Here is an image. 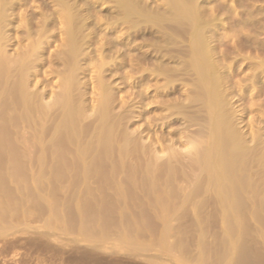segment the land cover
Returning a JSON list of instances; mask_svg holds the SVG:
<instances>
[{
  "label": "bare ground",
  "instance_id": "1",
  "mask_svg": "<svg viewBox=\"0 0 264 264\" xmlns=\"http://www.w3.org/2000/svg\"><path fill=\"white\" fill-rule=\"evenodd\" d=\"M11 1L13 3V0ZM25 1L26 0H23V4H26ZM51 1L55 7H52V4V6L50 5V7L53 8L51 11L52 13L49 12L48 15L46 14L47 16L44 15L45 12L42 15L34 11L36 14L40 15H37L38 17L35 13L32 15V18L35 16V19L38 20L36 21L34 19V22L37 23L35 24L36 27L34 25L35 28L31 25L32 29L34 28L32 31L31 29L29 31V25L33 24L31 18L29 22L27 21L29 17H27V15L25 16V13L23 14V30L26 32L23 37L28 39L23 54H30L31 56L39 53L38 51L42 43L41 40L44 38H42V36H45L47 34L45 31H48L46 29V23H48V17L51 15L56 20V24L59 25L58 27L55 25L56 28H58V31L62 32V36H64L63 39L61 38V41L63 40V43L61 42L62 44H60L62 48L59 46V48L63 50L61 54L62 57L58 58L63 65V69L61 72L59 70L57 75L62 76L61 82L65 90L63 89L64 91L61 93V97H58V99L61 98V101L58 102H60L59 106L62 107V105H64V110L67 109L69 116L66 115L67 111L65 112V116L69 118L66 119L67 122H64L65 124L63 123L67 125V127L65 126L66 131L64 129V133L61 131L62 134L60 133L59 136L58 134L56 135L57 139H53H56V142H53L51 146L49 144L50 148H46L48 144H43V142L42 144H28L30 146L35 145V147L37 146L36 148L39 146L37 149L39 153L35 154V156H33L32 153L25 154L29 149L24 148L26 151L23 150L25 152L22 157L23 160L25 156L31 155L29 157L27 156L30 160L35 159L41 163V166L38 167L39 169H35L34 171V168L37 167L33 168L29 166L31 167L29 171H32L29 172L27 171L29 167L25 168V165L23 169H13V172H7L9 175L0 171V237L9 236L16 232L35 230L39 227L38 230L41 229L46 232L42 234H47V236L50 234L61 241L68 240L70 244L71 242H75V244L79 242L78 245L86 243L99 250H107L110 252L122 251L125 252V254H135L151 259H153L156 254L154 253V256H148L147 253H150V249L152 251L154 248H157L154 250H160L159 253L161 251L162 253L174 251H179L181 253L183 251L181 249L182 246L179 247L182 244H174V239L172 240L169 238L171 234L168 236L170 229L168 218H170L175 211L179 212L182 206L181 209H179L180 206L174 205L176 204L173 202L175 201L174 195V199L171 197V199H169L171 202L168 201L167 196H171L170 194L172 193L170 190L169 194L166 190L168 188H164L165 184L163 188H160V183L159 186L156 185L157 183H154L158 180L154 182L152 180L153 183L149 181L151 177H154V180L157 179L155 177H158L157 175L161 173L170 177L172 175L175 177V175L181 174V177H183L182 170L178 171V168H176V165L177 167L182 165L180 164L178 166L180 162H177V160L172 163L173 158H169V160L165 161L159 160V162L156 160L154 162L150 160H145V162L142 160V162H145L144 165H141V163L140 165L132 164L134 161L130 162L129 159L131 157L133 158L134 155L137 157L140 156V152L137 151L138 148L129 143L131 138L127 136L128 134L126 135L121 132L123 135L121 134L120 139H118L119 135L116 137L117 128L114 126L116 128L115 130L114 127H112L113 125H110L113 117L117 118V116L112 117V113L111 111L109 112V110L115 102V91L118 90L112 91L113 87L111 88L109 79L106 78V76L108 74L112 77L118 70L128 65L130 70L148 71L151 74L162 77L164 80V82H162L163 84L160 83L162 85L158 84L160 86H157V88L155 87L157 93L161 90L173 88L175 82L187 85V90H185L186 96L184 97V102L186 101V103H184L185 106L182 104L183 101H181L176 114L183 115H180V117L186 120L187 116H189L187 111L190 109L191 112L189 113H191V118L188 117L189 123L190 125L192 123L198 126L194 134L196 137L193 138V140H195L192 141L191 136L190 139L184 140L186 141L184 146L187 148L186 155L188 154L191 160L189 162L187 161L188 163H183L187 164L188 168H190V170H187H189L193 176V184L191 183L192 186L188 189V193H184V195L182 193L180 194L182 196L179 197L181 201L177 198L176 202L178 200L179 203H185V201L187 202L190 198L194 199V197H196V200L197 197H201L203 202L200 201L199 198L197 201L193 200L195 201V203L193 202L195 205L191 202L194 206V212L198 211V214H202L200 212L205 208V205L210 203L209 201L213 202L214 207L212 206L213 204L211 206L208 205L213 207L214 215H220V217L217 215L221 219L220 222H222L219 228L224 227L223 229L225 230L222 229L224 234V236L221 235L222 237L219 235L220 233H217L220 236V245L217 250L215 249L212 252L214 253V257L209 256L210 259L215 258V256L223 260L227 259L224 264H264V248L260 245L256 248L253 247L252 242L248 240L246 236L247 232H250L249 234L253 235L249 236L248 234L251 239L254 238L253 240L256 241L259 239L262 243L264 242V199H260L261 196L258 197L259 193H261L260 191L264 188V184L263 186L261 185V187L254 185L256 190L251 193H255L256 196L254 197L257 199L259 198V200L255 198L252 199L253 195L248 191L254 188V186H251L250 189L248 188L250 187L249 184L246 188L244 186L247 182L249 183L248 180L250 179H246L245 176L250 173L248 172L245 176L242 174L244 169L246 170L244 172H247V168L250 166L248 162L250 159L248 158L249 155L251 153V155H253L257 152L258 157L259 154L263 157V153L260 152L263 150H261L262 148H260L261 146L258 144L255 145L257 146L255 149L253 146H249L251 142L249 141L250 143H248V141H246L245 129L243 128L245 124L242 126V129L239 125H242L243 121L245 122L244 119L248 111L264 114L263 98L260 103H250L248 108L245 105V102L259 99V97L261 98V95L264 93V56L256 58V56L264 54V37L259 38V35L264 34V0H229L230 2L228 0L222 2L219 0ZM8 2L9 0H0V31L3 29L1 27V22L3 26V22L5 21H3V19L5 15L7 17L9 13L7 12L5 14L8 10L6 9ZM106 2H108V4L110 2L111 4L109 7L111 9L113 8L108 15H104L105 12L100 7V5ZM10 6L12 7V5ZM11 7L9 8L8 5L9 9H12ZM41 12L43 13V10ZM31 14H33V11ZM31 14L29 13L28 15L31 16ZM32 32H34V34H32ZM138 40L139 42H137ZM90 46H92L90 51L87 49L85 50V48H89ZM143 47L146 48L142 49ZM247 49L253 53L252 56H250L251 53L247 54ZM49 56L51 57L52 55ZM253 56L254 59H256L255 61L251 60ZM27 57L28 56L24 58ZM3 60L0 59V81H2L1 76H3V73L7 70L6 62L8 60ZM25 60L26 59H24V62ZM55 61L53 59V62ZM25 65L27 66V64ZM25 65L24 70L26 68ZM246 68H249L248 72H245ZM87 69L94 73L93 77L91 76L90 78L91 81L88 80L94 83V88L92 89L99 91L92 100L91 105L85 103L87 105H85L86 107L84 105H78L80 108L76 105L74 107V105L71 104L73 102L71 99L73 100L75 98H72L74 96H72V89L79 77L78 72H85ZM125 76L128 77L129 75L126 73ZM184 81L187 82V84H184ZM1 83L0 85L3 89V82ZM27 83L28 82H23V86L27 85ZM6 85L8 86V84ZM7 89L4 87L3 90ZM11 92L12 91H10V94H12ZM13 92H15V89ZM14 94L16 93H13V95ZM81 95L83 96V94ZM120 98L121 97L118 99ZM234 99L239 103L238 107L241 106L239 109L233 106ZM121 101L123 107L126 102L123 99ZM4 103H6V101H4ZM80 103L81 100H79V104ZM195 104H197V107ZM4 105L7 106V104ZM191 105H193V109H191ZM252 105H256L257 107L251 108ZM186 106L188 107L186 108ZM38 107L36 106L35 108L37 109ZM76 107L78 109H76ZM42 109V112L44 111L45 113V109ZM87 109L90 111L92 110L96 113L97 117H99L98 124L95 126V131H97V133L92 131L95 134V138L88 137L90 139H88V141L85 139L84 135L87 130L91 128L86 127L83 129L81 126L79 127V121H75L77 112L79 116V113L82 115V112H85ZM192 110L196 112L195 116H193ZM183 111L187 113V116L185 112V114H183ZM43 117H46V115ZM64 119L65 118H63V120ZM115 120V123L119 121L118 118ZM109 121L111 123L108 127ZM247 121V127L245 126L247 129L246 132L249 130V135H247L251 137L252 142L259 141L257 137L260 131H258V128L254 129L252 127L251 120ZM97 125H99L98 129H96ZM59 126L61 125L59 124ZM119 126H121V124ZM50 130L51 129H49V131ZM41 131L38 132L41 133ZM120 131L122 130L120 129ZM120 131H118V133ZM44 134L45 132L42 133V137ZM90 134L88 135L90 136ZM2 135L1 133V137ZM39 135L41 136V134ZM103 135L107 136L108 139L105 136L102 137ZM113 135L119 140L116 139L118 142H113ZM92 136L94 135L92 134L91 137ZM83 138L87 142H83ZM40 140L38 141L40 142ZM3 147L2 150H6V147ZM9 148H11V145ZM36 148H34L33 151L37 152V150H35ZM135 148H137V150ZM257 148H260L258 149L259 152ZM30 151L32 150L30 149ZM144 151L142 152V156L146 155ZM28 152L29 151H27V153ZM20 156L21 155L17 153L15 154V152H11V150H3L0 152V158L5 160L14 158L16 160L17 158L19 159ZM257 158L255 154L252 156V159L259 161V165L260 161L263 160L264 162V157ZM249 161L252 162L251 159ZM16 162L17 160L15 163ZM138 167H142V170L140 169L141 173L143 177H147L150 183L147 182L148 184L144 189L142 185H138L139 187L142 186L141 188L144 191H142V193L146 194L144 195V200L148 194V200H146L149 208L147 209L146 207L143 208V205L142 208L141 206H137V204H135L136 206L133 205V201L134 203L136 201L140 202V200H138L140 194L135 196V187L132 181L136 174L140 173V170L136 169ZM237 168H239L240 171L243 168L240 175L238 174L240 171L237 173ZM5 169L6 168H4V170ZM262 170L264 171V169ZM256 172H258V170ZM2 174L4 179L8 176L7 179L15 177L23 179V182L20 180L23 185H21L20 182L16 183V187L19 186L17 189L13 188L15 192H12L11 188H9L10 186L5 184L6 182H1L5 181L2 179ZM10 174L13 177H10ZM261 174H263V172H261ZM261 174L259 173V175ZM5 175L7 176L5 177ZM117 176H122V178L118 179ZM256 176L258 177V174ZM27 178H31L32 182ZM253 178L251 177V179ZM25 179L33 184L30 185ZM166 179L168 180V177ZM176 179L174 178V180ZM245 180H247L246 183ZM187 186L189 187V184ZM173 187L175 188V185ZM244 188L246 190H244ZM161 189H163L161 193L160 191L155 192ZM247 189L249 190L247 191ZM262 191L264 192V190ZM16 192L20 193L21 197H23L20 201L17 200V202L19 201L20 203L21 200H23L22 205L20 203L17 204V202H9L11 198L10 195L12 194L13 196L14 194L15 196ZM152 192L158 195L154 193L155 196ZM263 192L262 194L264 195ZM149 193H152L151 195H154V197L149 196ZM247 193H249V196L251 195L250 197L252 200L249 199ZM135 197L138 198L136 199ZM110 198H112L111 200H115L112 202ZM91 199L92 202L94 201L93 204ZM87 201L90 203L88 204ZM91 204L93 206L90 207V212H88L86 209H88L89 206L86 205ZM175 206L179 210H176L177 208L174 210ZM134 207L139 208L137 210ZM248 208L254 211V217L252 216L253 219L255 218L256 221L260 222V224H256L259 226L258 228L255 226L252 230L247 229L249 219L247 220L248 217L246 216V212L249 213ZM148 209L151 210L149 211ZM152 210L153 212H151ZM112 212H115L117 217ZM150 213L152 214L150 215ZM39 216H43V221H40L42 225L40 224L41 228L40 226L35 228L36 225H33L30 220L35 217H38L39 220ZM207 216H210V213L206 214V218ZM216 217L214 216V218ZM203 219H205V217ZM36 222L34 223L36 224ZM196 222L199 227H204V223L201 221L199 222V219H197L195 223ZM30 223L33 225H31L32 227ZM214 223L212 222L213 227L215 225ZM37 224L39 223L37 222ZM158 224L160 225V229L158 228L160 231V233H158L159 235H155L152 241H146L144 239L146 237H144V235H146L145 233L147 231L151 232L152 228ZM112 230L115 235L112 234ZM202 230L204 232L206 229L202 228L201 231ZM204 237L206 238V236ZM210 237H212V235ZM215 238V241H212L219 243ZM168 239H171L172 242L170 243ZM175 240L174 242H176ZM198 240L200 241V246L203 247L200 249L201 251L198 250V252L200 251L202 253V249L204 250L205 248L206 251L203 252L206 253L208 247H205L202 242L207 239H201L202 242L199 238ZM208 242L210 243V241L207 240V245ZM258 242L260 244V241ZM213 244L214 243L210 244V246L212 245V247H214ZM183 247H185V245ZM210 251L211 250H209V252ZM172 254L174 255L175 253ZM167 255L170 257V254ZM173 255H171V257H173ZM176 255L177 254L174 256L176 258L180 256V258H182L183 256L181 254L179 257V254ZM202 255L200 254L198 258L201 259L203 257V259L206 260L205 258L209 254L205 255L206 257ZM155 257H157V255ZM154 259L153 261H156ZM157 259L161 260L159 258ZM182 261H184V259ZM203 261L196 262V260L192 259V261L189 262H193L192 264H203L206 262ZM214 261H216V259H214ZM186 262H184V264Z\"/></svg>",
  "mask_w": 264,
  "mask_h": 264
},
{
  "label": "rangeland",
  "instance_id": "2",
  "mask_svg": "<svg viewBox=\"0 0 264 264\" xmlns=\"http://www.w3.org/2000/svg\"><path fill=\"white\" fill-rule=\"evenodd\" d=\"M219 1L222 2L224 0H219ZM25 2H26V4L25 3L24 4L26 6L23 4V0H13V3L11 0H9V2L6 5V7H7L6 9H8L10 11L5 10L6 11L5 14L7 12H9V13L7 14V17L5 15V17L3 19V21L5 20L3 22V26H2V22H1V27L3 29L1 28L2 30L0 31V50H1L0 59L1 60L5 59L3 61H6V60H8V61L6 62L7 70L3 73L4 75L2 74L4 77L1 76L2 81H0V83L3 82V89H4V87L6 89L7 88L8 89L3 90L2 86H1L2 83H1V85H0L1 86L0 87L1 88V90H0V132L3 135L1 137V133H0V149H1V151L11 150V152H15V154L17 153V154L21 155L19 157V159L18 158L16 159L17 160L16 163H15V161H16L15 158L14 159H6V160L0 158V165L2 163V165L0 166V171L1 172L3 171L5 174L13 172V169H19V168L23 169V166L25 167V165H26L25 168H27L29 166H31L33 168L37 167V168H34V171H35V169H39L38 167L41 166L40 165L41 163L38 162L37 160L33 159V157H32L33 160H30V158H28V157L31 155H29V156L27 155L28 157L25 156L24 157L25 159L23 160L22 157H23V154L25 153L23 150L29 149V150H27V151H29L28 153L25 150L26 151L25 154H31L32 153L33 156H35V154L39 153V151L37 150L39 148V146H38V148H36L37 146L36 147H35V145L30 146L28 144H37V143L42 144V142H43V144L44 143L48 144V146L46 145L47 146L46 148H48V147L50 148V146L53 144V142H56L55 141L57 139L56 135L58 134V136H59L60 133L62 134L64 129L66 131L67 125H64L65 124L64 122H67L66 119L69 118V117L65 116V112L67 111V109L64 110V108H63L64 105H62V107H61V106H59L60 102H58V101H61V98L58 99V97H61L60 96L61 93H63V91L65 90V87L63 86V84L61 82L62 76L59 75L60 76L59 77L57 75L58 74L57 72L59 70L61 72V70L63 69V65L58 58L62 57L61 54L63 53V50L60 49L59 46H60V44L63 43V40L61 41V38L63 39L64 36H62L63 33L59 32L58 28H56L55 25H57L56 24L57 22L51 15L49 16L50 18L48 17V20H49V21L47 20L48 23H46V27H47L46 29L48 31H45V33L47 32V34L45 36H42V38L43 37L44 38L41 40V42H42L41 46H40L41 50L39 49V51H38L39 53L35 54V55H31V56H30V54H27V55L23 54V51H25L24 49H26L24 47L26 46V44L28 42L27 41L28 39L23 37L26 33L23 30V14L25 13L24 15L25 16L27 15V17H29L27 19V21L30 22L29 19L31 18V21L33 22V24L29 25V31H30V29L32 31L36 27L35 24L37 23V22H34L35 16H33V18H32V15H34L35 12L41 13L42 15L45 12L44 15H46V14L48 15V13L52 11V9H53L52 7H55V5L51 3L52 2L51 0H35V1L26 0ZM110 4H111L110 2H109V4H108V2H106L102 5H100V7L105 12L104 15H108L113 10V8L111 9L109 7ZM8 5H9V8L11 7L10 5H12V7H11L12 9H9ZM50 5L52 7H50ZM42 10H43V13L41 12ZM32 11H33V14H31ZM29 13L31 14V16L28 15ZM36 13H35V15L37 16L38 14H36ZM20 17H22V18H20ZM36 21H38V20H36ZM31 25H33V27L35 25V27L32 29ZM58 26L59 25H57V27ZM32 34H34V32H32ZM262 37H264V34L259 35V38H262ZM137 42H139V40ZM91 47L92 46H90L89 48L87 47V48H85V50L87 49L88 51H90ZM145 48L146 47H143L142 49H145ZM246 52H247V54L251 53L250 56H252V54H253L248 49ZM24 55L28 56L29 58L28 57L24 58V57H26ZM49 55H52L53 57L51 56L52 57L51 58ZM254 56L251 59L252 61L256 60V59H254ZM262 56H264V54L256 56V58L257 57L260 58ZM23 58L26 59L25 62H24ZM56 58H57V60H56ZM53 59H54V61L55 60L56 61L53 62ZM51 61H52V63H51ZM23 62H24V65L27 64V66L25 65V67H26L25 70H24ZM57 62H59V63H57ZM23 70L25 72V76H24ZM87 70L85 72L84 71L78 72L79 77L77 79L75 86L72 89V93H73L72 96L74 95L72 98H74V97L75 98L73 100L71 99V101H73L71 104L74 105V107H75V105L78 108H80V106H82V105L85 106L86 104L91 105L92 100L96 97V95L99 91L96 89L95 90L92 89V88H94V83L89 82V81H91L90 78H91V76L93 77L94 73L90 72L89 69H87ZM248 71H249V68H246L245 72H248ZM60 72H59V74H60ZM126 73L129 75L128 77L125 76ZM106 78L109 79V84L111 85V88L113 87V89H114V90L112 89V91L118 90V91H115V97H116L115 102L113 103V106H111L109 112L111 111L112 117L117 116L118 120L120 121V122L118 121L117 123H115L116 122L115 119H117V118L113 117L114 121L111 120L112 123L109 121L108 127L110 125L111 126L113 125L112 127L115 126L118 131H120V129L122 130L118 133V131L117 132L115 131L116 128L114 127V129H115L114 131L117 133V135L115 132H114V134L116 135V137L119 135L118 139H120V137H121L120 135L122 133L126 134V135L128 134L127 136H129L131 138L130 139L131 141L129 143L131 145H133L134 147L136 146L138 148V150H137V148H135V149L140 152V154L139 153L138 154L141 157L140 156L137 157L136 155H134V157L135 156L136 157L135 158L131 157L132 160L130 158L129 159L130 162H132V161L135 162V160L137 158L136 162L135 163L133 162L132 164L140 165V163H141V165H144L147 160L148 161L150 160L151 162H154L156 160L157 162H159V160L165 161V160H169V158L170 159L173 158L172 159L173 161L170 160V161H172V163L175 160H177V162H180L179 164L176 162L178 164V166L180 164L182 165L180 167H177V165H176V168H178V171L182 170L183 177L185 175L186 176L188 175L187 177L190 178V179H188L185 176L184 177L186 179L185 180L183 177H181V174H179L180 176L177 174V175H175V177H173V175L170 177V176H166V174H162V173L160 175H157L158 177H155V178H157L155 180L153 179L154 177L149 178L150 183H153L154 181L158 180V181L154 182L155 184L157 183L156 184L157 186H159V183H160V188H163L165 186L164 187L165 189L166 188L169 189V190L166 189L169 194H170V192L172 193V194H170L171 196H169V195L167 196V199L169 202H171L169 199H171V197L173 198L175 196V201H173V202H175L176 204H174V205H176L178 207L180 206L179 209H181V206H182L181 210H179L175 206L174 210L177 208L176 210H179V212L175 211V213H172L171 217L168 218L169 219L168 222H170V223H168L170 226L168 236H170V234H171L172 237L170 236L169 238H171L172 240L177 239V240H175L176 242H174V240H173V243L174 244L178 243V245H180V243H181L182 245H180L179 247H181V246L183 247L185 245V247H183L184 249L181 247V249L183 250V251L181 250L183 252V254H182V252L180 253L179 251H177V252L176 251L166 252L167 254H170V257H169L166 253H164V252L162 253V251L159 253L160 250L155 251L157 248H154L155 250L152 248L153 249L152 251H151V249L149 250L151 254L147 253V255L148 256L149 255L154 256L153 254L155 253L157 255V257H155L156 256L155 255L154 258H156V259H154V258L153 259L156 261H153V259L146 258L145 256L143 257V256H139V255H135V254H128V253L125 254V252H122V251L121 252L120 251L119 252L118 251H111L110 252L107 250H99L97 248L95 249L86 243H81L80 245H78L79 242H78V244H75V242L74 243L71 242V244H70L68 242V240L61 241L60 239L57 240V238H55V236L53 237L50 234H49L50 236L49 235L47 236V234H42V233H46V232H44L41 229L38 230L39 227L37 229H35L37 226H40V228H41V225H42L40 223V221L41 222L43 221L42 220L43 216H39L40 217L39 220H38V217L37 218L35 217L34 219L31 218V220H30L33 225H36L34 228L35 230L32 229V230H28V231H22L19 233L16 232V233L11 234L9 236L0 237V264H151V263L152 264H158V263L159 264H166V263L167 264H179V263L184 264V262L188 261V259L190 262L192 261V259L196 260V262L197 261H203L204 260L203 257L202 258L200 257L202 260L198 258L200 256V254L201 255L203 254L202 256L209 254L207 257L205 256L206 260H204V261H206V262L203 261L206 264H224L227 259L223 260V259L218 258L217 256H215V258L210 259V257L213 256V254H214L212 252L215 249L216 250L218 249V246L220 245L219 238L221 235L224 236L223 230H225V229H223L224 227L219 228V227H221L222 222H220V220H221L219 218L220 215L217 214V215H219V217H218L217 215H214V213H213L214 212L213 211L214 209H212L214 207L213 202L209 201L210 203H208L210 206L213 204L212 205L213 207H210L208 204H207L208 206L207 205L204 206L205 208L203 207L204 209H202V212H200L202 214H198L197 213L198 211L194 212V208H193L194 207L193 205H195L194 203H195V201L198 200V198L200 201L203 202V199L201 197H197L196 200H195L196 197H194V199L190 198L187 200V202L185 201V203H179L178 202L179 199L181 201V198H179V197H182V196L180 194L182 193L184 195V193H188V191H189L188 189H190V187L193 184L192 183L193 182V180H192L193 176L191 175V172L189 171L190 168H188L187 164L183 163V162H187V161L189 162L191 160V157H189L188 154L186 155L187 148L184 146V143L186 142L184 140L185 139L188 140L192 137L191 140L194 141L195 139L193 140V138L196 137V135H194V134L196 133V129L198 127V126H196V124L191 123V125H190V123H189L188 117L191 118V113H189V112H191L190 109L189 110L187 109L188 110L187 113L189 116H187V113L185 112L186 110L183 111V114L186 113V116H187L186 120H183L182 117H180L181 114H176L177 108L181 104L180 102L183 101L182 104L186 103V101L184 102V99H185L184 97L186 96L185 90H187V88H186L187 85H182L179 82H175L173 88L168 89V90H161L160 92L157 93L155 87L157 88V86H160L163 84L162 82H164V80L162 77L151 74L148 71L142 72L140 70L139 71L130 70L128 65H125L122 69L118 70L117 73L112 77L107 74ZM59 80H60V82H59ZM185 81H187V80H185ZM185 81H184V84L185 83L187 84V82H185ZM23 82H28V83H27V85L23 86ZM160 83H162V84H160ZM6 84H8V86ZM158 84H160V85H158ZM14 89H15V92H13ZM20 89H21V91H20ZM10 91H12L11 92L12 94H10ZM79 91H80V94H79ZM13 93H16V94L13 95ZM81 94H83V96ZM119 97H121V98L118 99ZM262 98L264 99V93L261 95V98L259 97V99H253V100H250L249 102H245L246 103L245 105L248 108L250 103H254V104L260 103L262 101ZM122 99L126 102L123 107H122V101H121ZM79 100H81L80 104H79ZM4 101H6V103H4ZM120 101H121V103H120ZM4 104H7V106ZM238 104L239 103L236 102V99H234L233 100V106L236 107V109L237 108L239 109L241 107V106L238 107ZM35 105L37 107L39 106L38 107L39 109L38 108L36 109ZM78 105H80V106H78ZM196 105L197 104H195V106ZM184 106H185V104H184ZM191 106H192L191 109H193V105H191ZM255 106L256 105H252L251 108H256L257 106L256 107ZM56 107H57V110H56ZM59 107H61V108H59ZM77 107H76V109H78ZM187 107L188 106H186V108ZM42 108L45 109V111H46L45 113H44V111L42 112V110H43ZM59 110H61V111H59ZM86 111L82 112V115H81V113H79L80 117L78 116V112H77V115H76L77 119L75 117L74 118H75V121L76 120L79 121L78 122L79 127L81 126V128H83V129L86 127L91 128V129L87 130V132L84 135L85 139L88 141L89 138H93V139L95 138L94 133H97V131H95V126H96V124H98L99 117H97L96 113L93 112L92 110L90 111L87 109ZM192 113H193V116H195L196 112H193V110H192ZM44 115H46V117H43ZM66 115L69 116L68 111L66 112ZM263 115L264 114H260V113H257L255 111H250V112L248 111L246 118L244 117L245 122L243 121L242 122L243 124L242 125L239 124V125L241 126V129H242V126L244 124L246 126V123L248 122L247 120H251L252 121V127L254 129L258 128V131H260V132H258L259 134H258L257 139H259V141H256V142L253 141L252 142L251 137L248 136L249 130H248V132H246L247 126L243 127L245 129L244 133L246 134V141H248V143L251 142L249 144V146L250 147L253 146L254 149H255V147H257V146H255L256 144L261 146L260 148H262L261 150H263V151H260V152L263 153V157H264V116ZM181 116H183V115H181ZM63 118H65L64 120H66V121H64ZM27 120H28V122H27ZM114 123H115V125H114ZM59 124L61 126H59ZM76 124H77V122H76ZM120 124H121V126H119ZM99 125H97L96 129H98ZM56 127H57V129H56ZM61 127L62 128L65 127V128L62 129ZM48 128L53 130V131H51V130L49 131ZM59 129H60V131H59ZM244 129H243V131H244ZM90 130H91V132H90ZM38 131H41V133ZM92 131L93 132L95 131V132L93 133ZM43 132H45V134L42 137ZM47 132H48V134H47ZM39 134H41V136ZM88 134H90V136ZM92 134L94 136L91 137ZM36 135L38 138L36 137ZM104 136L105 135H103L102 137H104ZM111 136H112V134H111ZM105 137H107V136H105ZM113 137H114V138H112L113 142L119 141L117 138H115L114 135H113ZM54 138H56V139L53 140ZM109 138H110V135H109ZM37 139L38 140L41 139L40 142ZM85 139L83 138V142H87ZM107 139H108V137H107ZM114 139H115V141H114ZM132 142H133V144H132ZM120 143H123V142H120ZM49 144H50V146H49ZM3 145H4V147H3ZM10 145H11V148H9ZM2 147L3 148L6 147V150L5 149L2 150ZM34 148H36L35 150H37V152L33 151ZM260 148H257L258 152H259L258 149H260ZM30 149L33 152L30 151ZM143 149L146 151H144ZM16 151H19V152H16ZM143 151L145 152L144 154H146V155L142 156ZM148 151H149V153H148ZM262 153H261V155H262ZM147 154H148V156H147ZM254 154H255V157L257 158L258 153L256 152ZM250 155L248 158H250L253 163L249 161L250 159L248 160L249 165H250L249 166L250 169H249V167L247 169L249 171L247 170V172H244V171H246L244 169V171L242 172L243 168L241 169V171L239 168H237V173L240 171L238 173L239 175L242 172V174L245 176V174H247L249 172L250 173L249 175L250 176L252 175L251 176L252 178L254 177L253 179H251V177L249 175L245 176L246 179L247 178L250 179V180H248L249 183L247 182V180H245V183L246 182L247 183L244 185L246 188L247 185L249 184V186H250V187H248L249 189L251 188V186L258 185L261 187V185L263 186V184H264V182H263L264 180H261V179H264V175H263L264 171L262 170V169H264V167H263L264 162L262 159H260L262 161H260V165H259V161L257 160L258 161L257 162L256 160L252 159L253 155H251V156ZM260 157L263 158L259 154L258 158H260ZM34 160H35V164H34ZM142 160L143 161L146 160V161L142 162ZM37 162L39 163V165ZM13 163H15V164L12 165ZM31 164H33V165H31ZM36 165H38V166H36ZM11 166H12V168H11ZM13 166H15V167H13ZM183 166L186 168V170L189 169V170H187L188 174L186 173V170ZM260 166L263 168H261ZM31 167L27 168L28 170L27 169L26 170L29 171L31 169ZM245 167H247V166H245ZM258 167H260V168H258ZM2 168H3V170H2ZM4 168H6L7 170L6 169L4 170ZM33 168H32V170H33ZM176 168H175V170H176ZM136 169L142 170V167H138ZM251 169H253V170H251ZM256 169L258 170V172H256L257 171ZM141 170L139 171L140 173L139 174L137 173L136 176L132 179V181L134 183V187H135V196H138L140 194L139 195L140 198H138V197H135V198L136 199L138 198V200H140L141 203L139 201L138 202L136 201L134 203V201H133V205L136 206L135 204H137V206H141V208L143 205L144 206L143 208L146 207V209H147V208H149V206H147L148 194H147V197H145L147 200L146 199L144 200L143 198H144V195H146V194L142 193V191H143L142 188L144 189L147 186V184L149 183V181H148L147 177H143ZM259 170H260V172H259ZM252 171H255V172H252ZM29 172H32V171H29ZM261 172H263V174H261ZM259 173L261 175H259ZM257 174H258V177L256 176ZM2 176H3V174H2ZM6 176L7 175H5V177ZM247 176H249L250 178ZM10 177H13V176L11 175ZM117 177H118V179L122 178V176L121 177L117 176ZM167 177H168V180L166 179ZM7 178L4 179V176H3L2 179L5 181H1V182L2 183L6 182L5 184L10 186L9 188H11L12 192H15L13 190V188L17 189V187L19 186L17 184L18 186L16 187V183H19L20 180H22V182H23V179H20V178H16V177L15 178H9V179H7ZM174 178L175 179L177 178V179L174 180ZM259 178H260V180H259ZM27 179H29V181L32 182L31 178H27ZM123 180H124V178H123ZM152 180H153V182H152ZM29 181L26 180L27 183ZM167 181H168V185H167ZM174 181H176V182H174ZM20 184L23 185L21 182H20ZM29 184L31 185L33 183L29 182ZM188 184H189V187L187 186ZM138 185L139 186L142 185L143 187L141 186L142 187L141 188ZM174 185H175V188L173 187ZM8 186H6V187H8ZM255 186H254V188H252L250 190L247 189V191L249 190L248 192L251 195H253L252 199L255 198L254 196H256L255 193L254 194L251 193L252 191L256 190ZM185 187H187V188H185ZM137 188H138V190H137ZM157 188H159V187H157ZM245 188H244V190H246ZM162 190L163 189L155 191V192L160 191V193H161ZM262 190H264V188H262ZM262 190L260 191L261 193H259V196H258V197L261 196L260 199H264V195L262 194V192H263ZM136 192H137V195H136ZM155 192H152V193L154 194ZM258 192H259V190H258ZM152 193H149V196L154 197V195L157 194V193H155L152 196L151 195ZM249 193H247L248 196H249ZM15 194H16L15 196L13 194L14 198H13L12 194L10 195L11 198L9 197L10 198L9 202L14 203V202H17V200L20 201V199L23 198V197H21L20 193L16 192ZM17 196H19V197H17ZM250 196H249V199H251ZM177 198H178V200H177L178 205L176 202ZM111 199L112 198H110V200ZM255 199H257V198H255ZM108 200H107V202H108ZM110 200H109V202H110ZM114 200L115 199H113L111 201L113 202ZM193 200H195V201H193ZM257 200H259V198ZM19 201L17 202V204L20 203ZM22 201L23 200H21V203H20L21 205L23 204ZM91 202H92V199H91ZM93 202H92V204H93ZM191 202L192 203L194 202L193 205ZM87 203L89 204L90 202L87 201ZM92 204L86 205V206H89L88 209H86V210H88V212H90L89 210L91 209L90 207L93 206ZM171 204H173V203H171ZM13 205L15 206L16 204H13ZM134 208L138 210L139 207L138 208L134 207ZM249 209L250 208H248V210ZM92 210H91V212H92ZM148 210L150 211L151 209H148ZM209 210H210V212H209ZM151 212H153V210ZM248 212L250 214L246 212V216L248 217L247 220L249 219L247 229L252 230L255 226H257L256 224H260V222L256 221L255 218H254L255 220L253 219V217H254V215H253L254 211L253 210H249ZM112 213L115 214V212H112ZM194 213H195V215L197 214L198 216L197 215L195 216ZM205 213L206 214L210 213V216L211 215L212 216L211 217L207 216V218H206ZM151 214L152 213H150V215ZM248 214L250 217L248 216ZM214 216L215 217L217 216L216 217L217 219L214 218ZM116 217H117V215H116ZM204 217H205V219H203ZM196 218L199 219V222L201 221L202 223H204V227L202 226V228L206 229V230H204L205 233L203 232V230L201 231L202 228L197 225V222L195 223V221L197 220ZM208 219L211 222H209ZM213 219H214V221H213ZM32 220H33V222H32ZM36 221L39 224H37ZM34 222H36V224ZM212 222L213 223L215 222L214 227L212 225ZM31 223H30V226L32 225ZM202 223H200V224H202ZM207 223H208V225H207ZM159 226H160L159 224L157 226H154L152 228L151 232L147 231L148 234H147V232L145 233L146 235H144V237L145 236L146 237L144 239L146 241H152L153 238L155 237V235L160 233V231H159L160 227ZM193 226H194V228H193ZM172 227H173V230H172ZM258 227L259 226H257L256 228H258ZM113 232L114 231L112 230V234L115 235V233H113ZM217 233L218 234L220 233L219 234L220 236ZM224 233H225V231H224ZM249 233L250 232H247L246 236H247V239L252 242V246L256 248V247H259V245H260L262 248H264V242L262 243L261 240H259V239H257V241L253 240L254 238L251 239V237H249V236L252 234H249ZM205 234H208V235H205ZM248 234H249V236H248ZM211 235H212V237H210ZM204 236H206V238ZM214 236L217 237L218 239L215 238ZM200 237H202V238H200ZM213 237L217 241H219V243L216 242L218 244H216L214 242L215 240ZM198 238L200 240L201 239L202 240L207 239L210 241V243L208 242V245H207L206 244L207 240L203 241L205 243H203L201 240L202 244L205 247H208L207 248L208 253L207 252L204 253L206 251L205 248H204V250L202 249V253L200 252L201 251L200 249L203 247L200 246V244H199L200 241L198 240ZM171 239H168V241L170 240L169 241L170 243L172 242ZM212 240H214V241H212ZM258 241H260V244ZM212 243H214L213 244L214 247H212V245L210 246V244H212ZM86 245H88V246H86ZM211 248H213V249H211ZM198 250H200L199 251L200 253L198 252ZM209 250H211V251L209 252ZM172 253H175L177 255L179 254L178 257L180 256V254L183 256H182V258H180L181 256L179 257L181 259L180 260L179 258L174 257L175 254L173 255ZM160 254H162V255H160ZM171 255H173V257H171ZM157 258H159L161 260H158ZM183 259H184V261H182ZM214 259H216V261H214ZM173 260H174V262H173ZM159 261H162V262H159ZM189 261L186 262L185 264H189L190 263ZM192 263H190V264H192Z\"/></svg>",
  "mask_w": 264,
  "mask_h": 264
}]
</instances>
